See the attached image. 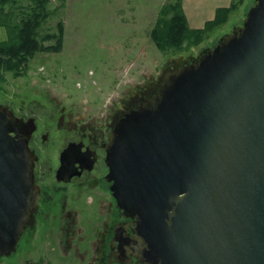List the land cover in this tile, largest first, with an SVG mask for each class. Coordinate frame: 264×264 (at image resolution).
<instances>
[{"label":"water","instance_id":"95a60500","mask_svg":"<svg viewBox=\"0 0 264 264\" xmlns=\"http://www.w3.org/2000/svg\"><path fill=\"white\" fill-rule=\"evenodd\" d=\"M0 258L37 204L34 124L0 104ZM110 190L143 264H264V0L161 71L106 145Z\"/></svg>","mask_w":264,"mask_h":264},{"label":"flooded vegetation","instance_id":"af4514ba","mask_svg":"<svg viewBox=\"0 0 264 264\" xmlns=\"http://www.w3.org/2000/svg\"><path fill=\"white\" fill-rule=\"evenodd\" d=\"M155 83L147 78L103 103L98 96L45 95L0 103L34 124L28 146L37 204L10 257L24 241L23 264H143L133 253L134 221L118 209L110 190L106 145L118 120Z\"/></svg>","mask_w":264,"mask_h":264},{"label":"rangeland","instance_id":"374dc122","mask_svg":"<svg viewBox=\"0 0 264 264\" xmlns=\"http://www.w3.org/2000/svg\"><path fill=\"white\" fill-rule=\"evenodd\" d=\"M167 1L175 0H49L48 9L56 13L46 20L41 31L55 32L56 24L62 21V50L36 54L19 77L5 73L0 83V103L26 102L32 95L39 100L44 95L56 99L98 96L103 103L147 78L157 82L162 70L173 67L175 62L198 57L202 50L241 25L254 0L239 3L226 24L215 29L199 46L182 52H160L148 33L159 8ZM225 2L181 0L191 28L202 27L213 18L216 8L230 4L224 5ZM28 5V0H16L6 9L13 11L17 22L22 16L19 8ZM6 38V29L0 26V40ZM24 250L23 241L17 253L2 264H23L19 256Z\"/></svg>","mask_w":264,"mask_h":264},{"label":"trees","instance_id":"16d2710c","mask_svg":"<svg viewBox=\"0 0 264 264\" xmlns=\"http://www.w3.org/2000/svg\"><path fill=\"white\" fill-rule=\"evenodd\" d=\"M16 0H0V26L7 31V38L0 40V83L4 74L19 77L27 63L38 53H58L62 50L64 25L56 24L55 32L41 31L46 20L56 11L48 9L49 0H28L21 18L15 22L14 13L7 6ZM243 0H232L229 6L218 7L212 19L202 27L191 28L188 24L181 0L167 1L158 10L156 19L148 33L150 41L160 52H182L199 46L215 29L228 21L229 15Z\"/></svg>","mask_w":264,"mask_h":264},{"label":"crops","instance_id":"0c3cea01","mask_svg":"<svg viewBox=\"0 0 264 264\" xmlns=\"http://www.w3.org/2000/svg\"><path fill=\"white\" fill-rule=\"evenodd\" d=\"M225 1H226V2H225L224 5H226V3H230V4H231V1H232V0H225ZM230 4H229V5H230ZM229 5H228V6H229ZM187 20H188V19H187Z\"/></svg>","mask_w":264,"mask_h":264},{"label":"snow or ice","instance_id":"6c2138e0","mask_svg":"<svg viewBox=\"0 0 264 264\" xmlns=\"http://www.w3.org/2000/svg\"><path fill=\"white\" fill-rule=\"evenodd\" d=\"M3 119V116H2V114H0V120H2Z\"/></svg>","mask_w":264,"mask_h":264}]
</instances>
